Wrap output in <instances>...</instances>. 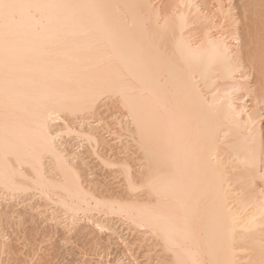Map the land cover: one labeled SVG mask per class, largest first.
Listing matches in <instances>:
<instances>
[{"label":"bare ground","instance_id":"bare-ground-1","mask_svg":"<svg viewBox=\"0 0 264 264\" xmlns=\"http://www.w3.org/2000/svg\"><path fill=\"white\" fill-rule=\"evenodd\" d=\"M155 1L0 0V264H264V0Z\"/></svg>","mask_w":264,"mask_h":264},{"label":"rangeland","instance_id":"rangeland-1","mask_svg":"<svg viewBox=\"0 0 264 264\" xmlns=\"http://www.w3.org/2000/svg\"><path fill=\"white\" fill-rule=\"evenodd\" d=\"M200 4V6H201V9L208 15V12H210V14H211V12L213 11V10H215V2L213 1V0H207L206 2H208V4L206 5L204 2H203V0H197ZM166 2H168V0H156L154 3H155V5L158 7V8H161L160 10H163L164 9V6H165V3ZM224 2H225V5H231V6H234L235 8H237V10H236V12H240L239 11V7L242 5V4H244V3H247L248 2V0H224ZM163 12V11H162ZM164 14V13H163ZM162 14V15H163ZM252 77H254V75L252 76ZM251 80H254V82H255V79H252L251 78ZM253 82V81H252ZM246 101H248L247 102V105H249V106H251L252 105V103H251V101L247 98L246 99ZM108 122H112V119H108L107 120ZM263 127H264V120H263ZM66 139H68V140H70V141H72L73 143V145H78V143L80 142L79 140L77 141V139H74V141H73V137H71V138H66ZM72 139V140H71ZM78 143H77V142ZM98 216H100V215H98ZM97 216V217H98ZM101 217V216H100ZM115 219H117V220H113V225H114V227L116 228V230H117V232L119 233V236L120 237H122V238H124L125 240H131L132 239V241L134 242V237H136V235H135V233L133 234L132 232H130V231H132L131 229H130V227H129V229L130 230H128V227L126 226V225H128L127 223H121V222H123V221H118V218H115ZM116 225H115V224ZM51 233V234H50ZM49 234H47L48 236V238L51 236V235H54V234H52L53 232H50ZM60 234H61V232H59ZM57 234V236L55 237V239H56V242H58L59 240L58 239H61L60 237L58 238V235H60V234ZM21 236H22V234H20ZM19 235V236H20ZM135 235V236H134ZM46 238V237H45ZM41 238L42 240H40V241H37L35 244H33L29 249H30V252H31V254H33L34 252H35V254L33 255L34 256V263H36V261L35 260H38V259H40V258H44L45 256H47L49 253V251L51 250V252L50 253H53V249H55L56 247V242L54 243V239L53 240H51V239H48V238ZM51 238V237H50ZM53 238V237H52ZM134 238V239H133ZM123 239V240H124ZM58 240V241H57ZM119 239L118 238H115V240L113 241V245L110 247V248H105V247H98L97 248V246H95L96 248H94L93 246H92V244L90 245V244H86V245H82V244H80V242L78 243V242H76V243H78V246H77V244L75 243V244H72L71 245V243H73V242H71V243H69L72 247V249H73V247H75V249H73L74 250V252L72 251V249L70 248V245H65V247H67L66 248V250H69L68 251V253L66 252V250L64 249V248H62L63 249V251L62 250H60L59 251V256H61L62 254H64L65 252H66V254H64V255H62L61 257H57V258H55L54 260H53V262H52V264H85V263H87V264H89V261H90V259H92V260H102V261H106V260H108V262H109V264H138V262L140 263V261L142 262V263H144V262H146V264H148V261H144V260H148V259H146L145 258V254H142V253H144V252H141V251H136L137 249V245L135 246V245H131V247L132 248H135L136 250V252L134 251V249H132V253L131 252H129L128 250H126V248H125V246H124V244H122V242L123 241H121V242H119L118 241ZM130 242V241H129ZM52 243H54V244H52ZM80 244V245H79ZM137 244H139V243H137ZM53 245H54V247H53ZM57 245H58V243H57ZM73 245H75V246H73ZM82 245V246H81ZM135 246V247H134ZM27 248V247H26ZM29 249L27 248V249H25V253H27L26 252V250L27 251H29ZM50 249V250H49ZM49 250V251H48ZM62 251V253H60ZM71 252V254H69ZM47 254V255H46ZM132 254H134V255H132ZM23 256V255H22ZM98 256H100V258H103L104 257V259H100V258H98ZM102 256V257H101ZM23 257H25V256H23ZM107 258V259H106ZM87 260H89V261H87ZM137 260V261H136ZM144 261V262H143ZM158 261H160V259L159 260H153V261H150L149 263L151 264H156V263H154V262H157L158 263ZM85 262V263H84ZM107 262V261H106ZM161 262V263H160ZM159 262V264H162V262H163V264H165L166 263V260H165V263H164V260L162 261H160ZM166 264H168V261H167V263ZM170 264V263H169Z\"/></svg>","mask_w":264,"mask_h":264},{"label":"snow or ice","instance_id":"snow-or-ice-1","mask_svg":"<svg viewBox=\"0 0 264 264\" xmlns=\"http://www.w3.org/2000/svg\"><path fill=\"white\" fill-rule=\"evenodd\" d=\"M0 7H10V6H4V5H0Z\"/></svg>","mask_w":264,"mask_h":264}]
</instances>
